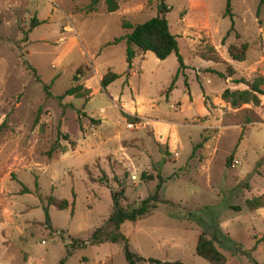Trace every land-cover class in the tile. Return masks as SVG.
I'll list each match as a JSON object with an SVG mask.
<instances>
[{
	"label": "rangeland",
	"instance_id": "374dc122",
	"mask_svg": "<svg viewBox=\"0 0 264 264\" xmlns=\"http://www.w3.org/2000/svg\"><path fill=\"white\" fill-rule=\"evenodd\" d=\"M115 1L106 11L104 0H0V264H126L121 241L89 243V234L110 213V191L122 188L120 204L135 207L157 174L155 207L120 224L132 251L211 264L194 253L203 232L225 264H264V206L245 205L264 188V83L258 106L219 96L246 87L230 78L264 76V3L163 0L176 50L160 59L133 46L128 66L125 38L112 42L129 31L120 20L144 21L158 0ZM239 41L240 61L226 52ZM209 45L218 61L199 56ZM107 69L117 77L103 90ZM73 75L89 95L59 99ZM245 114L256 120L242 123ZM50 144L59 147L47 156Z\"/></svg>",
	"mask_w": 264,
	"mask_h": 264
},
{
	"label": "trees",
	"instance_id": "16d2710c",
	"mask_svg": "<svg viewBox=\"0 0 264 264\" xmlns=\"http://www.w3.org/2000/svg\"><path fill=\"white\" fill-rule=\"evenodd\" d=\"M105 1V9L106 11H113L117 8V3L115 0H104ZM264 3V0H259ZM167 6L163 2V0H158L156 4V14L145 19L141 22H136L132 24L126 19L120 20V25L123 28H129V31L124 33L123 35L116 36L112 39V42H115L121 38H125L126 46H125V60L130 66V60L134 55V47L142 51H151L157 58H164L171 51L176 50V40L173 34L168 31L167 21L164 17V13L167 10ZM225 13L231 16V12L229 10V4L226 2ZM38 23V20L35 18L31 19L30 25L33 26ZM221 39V42H223ZM208 52L200 51L198 54L200 57L207 59L218 61L219 56L215 51L212 45L207 47ZM247 49L246 41H239L234 43H228L226 45V52L228 56L235 60H243L245 57ZM177 60L179 62L178 68L182 65L180 57L177 55ZM226 75L230 76L234 73V69L227 65L226 66ZM80 70L77 68L76 72ZM117 77V73L107 69L104 71L99 79L98 83L101 89L105 90L106 85L114 80ZM175 79V75L172 77L168 89L172 86ZM74 83H71L70 86L65 88L60 94L57 95L59 99H61L65 95H71L73 97H87L89 95L90 89L89 87L83 85L77 81V77L75 75L72 76L71 79ZM233 83H244L246 87L244 88H229L223 87L220 91V98L226 101L230 107L236 108L243 103H249L251 106H258L260 104L259 95L263 94V89L260 87L261 84L264 83V76L261 74H256L249 79H246L243 76L234 77L230 79ZM208 97L205 95L203 99V103L206 104V99ZM37 116L34 117L33 121L36 122ZM254 115L245 114L242 118V123H248L255 121ZM4 125V120L0 122V129ZM213 131V130H212ZM63 138H67L65 133L62 134ZM209 134H203L198 142V146L202 145L209 138ZM58 144H50L45 154L47 156L50 155L51 151L56 149ZM60 150H64L60 148ZM162 178L159 174H157V182L155 184L154 191L145 197H143L139 204L135 207L126 208L120 204V198H122V188H119L115 191H110V213L108 214L105 221L95 227L89 234L88 242L89 243H98L102 241H121L122 242V250L123 256L126 264H136L139 260H146L152 264H185L178 259L172 260H160L153 257L143 258L141 255L132 251L127 243L126 237L120 231V224L128 219L134 220L150 211V209L154 208L156 202L159 200L158 198V188L160 187V183ZM264 187V182H263ZM22 191H25L26 188L22 187ZM47 203L54 205L57 208H65L67 206V200L64 198H55L52 195H48ZM245 205L247 209L254 210L259 207L264 206V188L258 193L251 195L245 199ZM264 239V234L260 237ZM84 244V241L76 240L75 242H71V247L81 246ZM66 253H69V248H66ZM194 253L198 256L202 257L206 261L211 264H225L226 257L225 255L215 246L213 240L210 237H206L203 232L198 233L194 245ZM254 264H262V263H254Z\"/></svg>",
	"mask_w": 264,
	"mask_h": 264
},
{
	"label": "crops",
	"instance_id": "0c3cea01",
	"mask_svg": "<svg viewBox=\"0 0 264 264\" xmlns=\"http://www.w3.org/2000/svg\"><path fill=\"white\" fill-rule=\"evenodd\" d=\"M228 77H229V76L226 75V78H228ZM230 79H232V78H230ZM230 79H229V81H230ZM229 88H235V87H229ZM220 91H221V90H220ZM219 94H220V92H219ZM65 96H66V95H65ZM68 96H70V95H68ZM206 96H207V95H206ZM220 100L222 101V103H226L227 105H229L226 101L222 100L221 98H220ZM213 103L215 104V102H211L212 105H214ZM210 136H211V135H210Z\"/></svg>",
	"mask_w": 264,
	"mask_h": 264
},
{
	"label": "built area",
	"instance_id": "2783aa9c",
	"mask_svg": "<svg viewBox=\"0 0 264 264\" xmlns=\"http://www.w3.org/2000/svg\"><path fill=\"white\" fill-rule=\"evenodd\" d=\"M127 125H128V126H131V123H127ZM234 161L236 162L237 160H234Z\"/></svg>",
	"mask_w": 264,
	"mask_h": 264
}]
</instances>
